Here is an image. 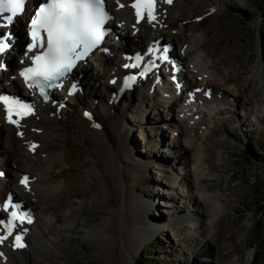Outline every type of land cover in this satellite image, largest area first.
I'll list each match as a JSON object with an SVG mask.
<instances>
[{
    "label": "rangeland",
    "instance_id": "1",
    "mask_svg": "<svg viewBox=\"0 0 264 264\" xmlns=\"http://www.w3.org/2000/svg\"><path fill=\"white\" fill-rule=\"evenodd\" d=\"M212 1L171 0L162 4V0H157V18L151 23L152 35L163 43L171 44L175 55L181 59L183 73L189 82L194 80L191 77L193 70L196 75L202 73L205 78H214L218 86L216 89L229 99L225 98L226 101L218 107L205 105L190 99L183 90L177 93L179 100L185 102L181 109L185 108L187 114L181 118L176 111L166 109V102L172 95L160 89L158 83L149 89L150 92L144 90L148 94L145 100L138 98L140 89L137 86L131 93L132 97L125 95L113 100V89L105 84V79L92 89L94 81L91 85L87 78L85 87L90 89L85 97L70 100V107L61 109V114L58 111L63 120L69 119L66 129L61 131L63 155L54 161L59 167L67 169L62 174H59V169L54 170L61 182L55 198H46L41 201L45 205L37 206L38 200L32 192L19 184L24 175L30 179L32 171L25 170L16 175L7 169L13 177L15 197L21 199L28 212L43 209L49 221L42 237L43 249L39 248L33 264H116V261L124 264L123 245L115 246L111 242L112 237L99 242L97 234L101 227L112 226L118 235H122L125 224L118 210L123 194L117 195L115 184L108 175L103 174L102 178L99 174L98 171H104L103 160L91 151L90 138L73 121L81 120L83 116L90 120V114L93 115L91 105L94 103L96 106L98 102L113 106L114 124L118 119L122 120L123 131L128 134L130 150L127 156L145 168L142 175H128L125 184L131 188L132 195L148 207L143 211L144 208L133 206L134 211L140 210L146 219L154 221H143L134 224L133 228L153 224L159 230L151 240L142 243L144 245L132 264L140 259L145 264H264V0H226L227 3L216 11L211 8ZM162 21L168 24L163 25ZM191 26L193 30L189 31ZM184 37L189 41L187 44ZM195 39L199 41V52L202 49L199 53L201 63L190 58L183 62L184 51L193 45ZM9 56L6 54L5 58L10 59ZM214 67L227 75L234 72V84L238 85V89L226 83L223 75L213 76ZM97 68L101 75L102 68ZM197 71L198 74L195 73ZM2 73L5 75L0 69V77ZM89 78L94 80L95 76L91 74ZM164 80L167 84L172 81L170 77ZM0 85V92L9 90L7 84L2 82ZM62 98L68 100L65 95ZM233 99L238 101L236 105ZM140 107L139 113L137 109ZM177 107L178 104L175 110L179 111ZM86 111L87 116L84 114ZM167 118H170L168 123L165 122ZM32 119L30 123L34 117ZM191 126L197 131L194 152L198 149L202 151V162L194 163L200 161L196 160L198 152H191L178 164L174 152L183 141L178 136L179 131L187 134L191 132ZM113 134L114 128H111L109 136ZM177 138H180V143L174 144ZM23 149L30 152L27 147ZM34 157L31 156V162ZM166 166L171 173L164 174ZM200 171L206 177L210 175L213 182L209 183L212 190L207 193V199L211 198L209 202L205 201L207 205L198 197L200 205L192 208L200 218L198 221L184 218L181 214L183 204L189 199L188 202H193L186 183L193 181ZM179 173V178L185 179L186 183H175L172 188L167 180L170 175ZM67 176L72 180L69 186ZM20 192L29 200L20 197ZM174 193L178 194L176 201ZM183 200L186 202L183 203ZM173 202L177 210L171 206ZM173 214L179 217L172 220ZM112 215H117L113 223L110 220ZM60 217L62 222H58ZM97 243L108 249V257H99L94 250ZM131 246H136V242L133 241ZM202 246L210 248L213 253L210 258H194V252Z\"/></svg>",
    "mask_w": 264,
    "mask_h": 264
},
{
    "label": "bare ground",
    "instance_id": "2",
    "mask_svg": "<svg viewBox=\"0 0 264 264\" xmlns=\"http://www.w3.org/2000/svg\"><path fill=\"white\" fill-rule=\"evenodd\" d=\"M131 1L132 0H119L120 4L125 5L124 7L121 8L118 7L117 0H105L107 11L113 16V18H115V23H113V21L111 20L107 24V27H112L113 38L109 37L105 42L106 45L104 46L105 48L102 47V49H107V51H101L90 57L88 61L85 62L81 67H79L75 71L73 76H71L69 81L70 82L74 81L76 82L77 85L73 93L70 92L68 88H66V92H64V94L68 98V100H64L62 97H60L59 95L53 92L50 93L49 95L50 99L47 104H43L39 102V100H37L36 102L34 100H30L31 107L35 108L36 111L30 117L26 119H20L19 126L7 122V116L4 113V105L0 104V168H6V170H3L4 176H0V185L2 186L1 187L2 189L0 190L1 200L7 194L13 193L12 190L13 177L10 176L9 172H7V169H10V171L16 175L22 174L25 170H30V172L31 171L33 172V174L31 172V178H30L31 180L28 179L27 187L23 189L27 188L29 192H32V195L34 196L35 200H38L37 206L45 205L46 203L41 201L46 198H47L46 200L48 199L51 200L55 198L56 189L61 185V182L58 179V177L55 175L54 170L59 169L60 170L59 174L65 173L67 170L59 167V164L57 162H54L55 160L60 158L61 154L63 155V153H61L63 150L62 147L63 135L61 131L66 129L65 124L69 119V118H66V120L62 119V117L60 116L62 111L61 109H66L70 107L69 106L71 104L70 100H76L79 98L81 99L82 96L83 98L85 97L88 90L90 89L89 87H85V83L88 84V81H90V84L92 85V82L94 81L91 87L92 89H94L95 87L94 85L96 83H99V81L105 79L106 82L105 84L109 88L113 89L112 90L113 100H115L116 98L118 99L124 97L125 95L127 97L130 96L132 97L131 93L133 92V90L118 95L119 79L122 74H125L126 72L125 70H127V67H123V65H126L127 62L124 59V55L132 51L145 48L150 43H154L157 40V37H154L152 35V27L151 24H149L147 17H143L139 22L137 21V16L130 7ZM226 3H227L226 0H213L211 8L212 10L216 11L220 9L221 6H224ZM162 4H165L164 0H162ZM162 22L163 25L168 24L167 21H162ZM0 26H1L0 37L2 34H4L7 31H10L12 35H16L18 37L16 41L6 39L5 42H7L8 45L12 47H17L19 43L22 40H24L25 28L22 25V21L20 19L17 20L16 26L11 29L9 27H2V24H0ZM189 29L188 30L191 31L193 30V27L191 26L189 27ZM184 40H185L184 41L185 44L189 42V41L187 42L186 38ZM198 42L199 41L195 39L193 45L187 47L185 51L183 50L184 51L182 57L183 62L185 61V59L190 58V60L196 63L198 62L201 63L200 61L201 57H199L200 56L199 53L202 52V49L199 52L200 45ZM164 44H168L171 46L170 43H164ZM6 54H8L7 51H5L2 55H0V61L4 59ZM158 54L159 53L155 54L151 52L150 54L145 55L141 66L138 68H134L132 70L135 73H140L141 78L145 72L149 71V76L146 78L144 77L145 78L144 81L140 80L136 82L137 83L136 86L140 89L138 90L139 99L141 100L147 99L148 97L147 92H150L149 89H151L154 83L157 82L158 83L157 86H159L160 89L163 88L164 90L168 91L167 93L171 92L172 97H170L169 102H166V106H165L166 109L170 111L171 110L176 111L177 113H179V116L181 118L187 115L185 114L186 113L185 108L181 109L184 106L185 102L180 101L179 100L180 96H177V93L183 90L185 91L184 92L185 94H188L190 99L196 102L198 101L203 102V104L205 103L207 105L214 104V106L218 107L221 105V103H224L222 101H226L225 98H227V96L225 95V93L216 89L218 88V86L215 84L214 78L213 79L205 78V76L203 75L201 76L202 73L198 74L199 71L195 72L198 74L196 75L193 73L194 71L193 70L191 72L192 74L191 73L190 74L194 80L190 82L187 80V78L183 73V66L181 63V59L180 57H177L175 55L173 51V47L171 52H169L170 62L167 64L163 63L160 57H157ZM145 62H149V66L146 68L148 69L147 71L142 70V66L145 64ZM154 62L162 63L164 66L170 65L169 66L170 71L168 77L171 78L175 77V82L178 81L180 90H178L179 88H177L178 91H174L173 88H171V86L168 87L167 89V86L169 85L164 80L163 73L165 72L163 73L159 71L157 72L156 68L151 67ZM97 67L102 68L103 73L101 75ZM4 68H5L4 70L5 75H3L2 73V76L0 77V84H2V82L7 84L9 90L7 92L2 90L0 92V95L8 94L9 96H17L20 98H24L22 96L24 95V93H21L20 90L21 82L18 77V70L20 68L19 65L12 60L8 62ZM213 70H214L213 76L218 77L220 75H223L225 78L224 81L226 83H230L229 85H231L233 89H238L236 88L238 85L234 84L235 83L234 72L227 75L224 72H221L218 69V67L217 68L214 67ZM201 71L203 70L201 69ZM91 74L92 76L93 75L95 76L94 80H92V78H89V75ZM87 78L88 81H86ZM154 78L155 81H153ZM111 80L113 83L110 85ZM67 83L69 82L67 81ZM109 88H106V90L109 91L110 90ZM144 90L145 91L147 90V92L145 93ZM233 102L234 105H236L238 101L233 99ZM177 104H178L177 108H180L179 111L175 110ZM91 108L93 115L90 114V117L88 116L90 120L85 119V117L83 116L81 117V120H73V121L77 125V128L82 130L84 132V135H86L88 139L90 138L89 146L91 147V151H95L103 160L104 173L98 171L99 174H101V176L103 174L108 175L115 184V191L117 195L123 194V201L121 206L119 207L118 213L122 214L123 221L125 224V229L122 235H118L114 231L112 226L110 228L101 227L97 233L99 236V242L100 239L102 242H104L105 240H109L110 239L109 237H112L111 242L115 246L118 247L119 244H122L124 247L125 253L124 256L122 257V263L132 264L134 257H136L139 254L140 249L144 245V244L142 245V243H146L148 240H151L152 237L155 234H157L159 231L158 229L154 228L153 224L151 226L147 225V226H142L141 228H135V229L133 228L134 224L143 221L144 222L148 221L149 223H152L154 221V220L150 221L146 219L145 217L146 215L144 213H141L140 210L137 212L134 211L133 206H136V209L137 207L138 209L142 207L144 208L143 211L147 210L148 207L146 204H144L142 201L139 200L140 198H138L135 195H132L131 188L125 184L126 183L125 180L129 177L128 175H132L134 173H138L142 175L144 173L143 169L145 168L143 165L139 166L136 160L129 158L127 156V154H129L128 150H130L129 142L127 141L128 134L127 131L125 130L123 131L122 120L118 119L116 124H114L113 112H112L113 106L111 107V105L109 104L103 105L101 102H98L96 106L94 105V103H92ZM58 111H60V114H58ZM137 111L140 113L141 107L140 109L138 108ZM87 112L88 111L84 112V114L86 115ZM33 117H34V121H31L32 123H30L29 121L33 120L32 119ZM169 120L170 118H167L165 119V122L168 123ZM162 123L163 122L160 121V124ZM185 124L187 125V123ZM157 125L159 124L157 123ZM111 128H114V134L112 137L109 136V131ZM190 129L191 132H187V134L183 133V131L181 130L179 131L178 136H180V138L183 139L182 143H180V138H177L174 141V144L180 143V145H178L179 147L174 152L175 155L174 158L178 162V164L181 163L183 157L186 158L188 154L194 152V150L197 148L195 147L196 141H194L195 139L194 137L197 131L193 126H191ZM163 133L165 135V132ZM33 145H35V148H33ZM23 147H27V149L30 152L29 153H27L28 151L25 152L26 150L24 151ZM195 152L196 153L198 152L196 160H200L201 159L200 156H203L201 155L202 151L198 149ZM31 156H35L33 162L30 161L32 160ZM24 159H27L26 161L27 164H25L26 162L24 161ZM63 161H65L64 158ZM197 162L200 163L202 161L201 160L195 161L194 163ZM183 164L185 165V163ZM29 165H32V167H30ZM164 168L167 170L164 171L165 172L164 174H169L170 172L169 166H166ZM180 174L181 173L173 174L174 176L171 175L169 176L167 181H169L170 186L173 185L172 188L175 187L176 185L175 183H182V184L186 183L185 179L179 178ZM111 175L113 178L111 177ZM164 178L166 177L164 176ZM67 181H68L67 185L69 186V183H71L72 180H70V178L68 177ZM211 182H213L211 176L209 175L206 177V175L204 176L200 171L198 174H195L193 181L186 183V185H188L190 188L189 190H190L191 198H193L192 199L193 202L191 201L188 202L190 199L187 202L186 200H183V203L185 202L186 203L183 204L184 206L182 207L183 208V212L181 214V216L183 215L182 217L190 218V219L194 218L199 221L200 218L198 217V215H196L197 212L195 213L194 210H192V208L195 207L197 204L200 205V199H198V197L204 200L203 201L204 204H206L205 201L209 202V200H211V198L207 199L209 198V195L207 193H211L212 190V185L209 184ZM18 189L20 190V187H17V190ZM20 193H21L19 195L20 197H23L24 200L28 199L26 195H24L22 192ZM176 194L177 193H174L173 195V199H175V201L177 199ZM19 201L22 202L21 199ZM169 201L172 202V200ZM172 204L171 206H174L175 202H173ZM22 207L25 208L24 205ZM210 207L213 208V205H210ZM44 209L46 208L44 207ZM27 215L30 216L32 219L30 226H22V225L18 226L20 228L19 230H21L22 232L23 235L22 242L24 243L25 247L24 248L15 247V243L13 241H9L10 236L2 244H0V260L4 262V264H33L34 259L38 254L39 248L43 249L42 247L44 245V242L42 240V237L45 230H47L46 225L48 224L49 221L46 215L43 214V209L42 211L40 210V212L29 211ZM4 216L5 214L0 212V220L4 218ZM116 216L117 215L110 216L111 222L116 218ZM141 216L143 218L139 219ZM171 216H172V220H176L179 217V216L176 217L174 214ZM62 221L63 220L60 217L58 222H62ZM1 235L2 233L0 231V236ZM133 241L136 242V246L132 247L131 245L133 244ZM6 242L9 243L6 244ZM205 246H202L198 251L194 252V258L203 257L208 259L212 256L213 253L211 252L210 248L209 247L206 248ZM94 250L101 258H106L109 256L108 249L103 248V246H100L98 243L97 245H95ZM249 257L247 258V261H249ZM116 264H120V262L116 261Z\"/></svg>",
    "mask_w": 264,
    "mask_h": 264
},
{
    "label": "snow or ice",
    "instance_id": "3",
    "mask_svg": "<svg viewBox=\"0 0 264 264\" xmlns=\"http://www.w3.org/2000/svg\"><path fill=\"white\" fill-rule=\"evenodd\" d=\"M154 4L155 0H134L131 7L135 9L138 20L143 18L145 12L149 20H152L155 19ZM117 5L121 8L125 6L120 4L119 0ZM24 6L25 0H0V13H10L7 23L11 24L14 18L23 12ZM108 19L110 16L105 9V0H47V3L41 4L29 23L32 43L27 51L34 52L37 48L43 51L31 58L34 66L20 72L28 87H41L43 92L41 82H47L46 86L51 87V82L59 81L71 72L77 61L83 60L90 52L99 48L106 35L105 23ZM3 39L0 37V52L8 47L3 43ZM137 59L139 61L141 58ZM133 66L138 67L139 63ZM177 87L179 88V85ZM0 104L5 106L7 121L10 124L19 126L20 120L13 119L14 114L19 118L31 114L30 105L13 97L0 95ZM27 181L28 177H24L21 183L27 187ZM9 206H12L10 198L5 202V207ZM14 207L19 209V205ZM10 215L11 219L5 225L7 233L0 236V244L12 235L16 220L23 223L27 218L28 223L32 222L27 213L21 215L18 211H12ZM22 240V236H15V247L24 248Z\"/></svg>",
    "mask_w": 264,
    "mask_h": 264
},
{
    "label": "trees",
    "instance_id": "4",
    "mask_svg": "<svg viewBox=\"0 0 264 264\" xmlns=\"http://www.w3.org/2000/svg\"><path fill=\"white\" fill-rule=\"evenodd\" d=\"M263 30H264V27H263ZM263 32H264V31H263ZM135 264H145V263H143V262L141 261V259H140V260L135 261Z\"/></svg>",
    "mask_w": 264,
    "mask_h": 264
}]
</instances>
